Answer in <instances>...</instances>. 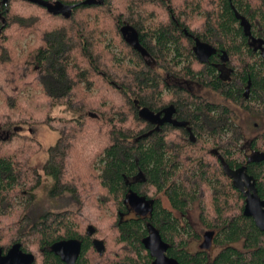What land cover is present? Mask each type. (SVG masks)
<instances>
[{"label": "trees", "instance_id": "1", "mask_svg": "<svg viewBox=\"0 0 264 264\" xmlns=\"http://www.w3.org/2000/svg\"><path fill=\"white\" fill-rule=\"evenodd\" d=\"M45 1L78 6L66 19L28 1L0 0L3 253L20 243L23 251L33 253L34 264H64L51 247L77 239L83 245L78 264H91L92 239L99 234L91 214L113 209L115 229L126 245L125 263L149 264L142 244L147 229L142 221L121 222V216L127 211L125 200L130 190L150 197L164 190L171 207L181 213L179 219L159 205L155 211L153 223L173 245L171 256L182 264L190 262L188 253L177 251L184 246V233L190 228L188 211L196 200L204 206L203 200L212 194V215L207 217L202 211L201 219L209 223V217L214 216L218 243L229 244L215 264H264V232L244 215V196L224 170L225 164L230 169L245 165L258 179V194L264 199V163L249 162L243 148L244 134L231 109L186 94L176 86H165L161 74L164 71L170 78L194 81L235 100L249 112H258L262 105L260 112L264 113V58L245 47L246 38L235 13L249 20L253 33L264 37V0H208L202 6L192 0L181 5H176V0H97L92 6L81 5L85 0ZM159 10L164 12L162 19L148 28L147 20L153 18L154 23ZM84 12H95L96 16L86 18ZM199 14L203 15V28L192 30L188 22ZM125 26L138 34L140 46L147 47L154 64H147L127 43L122 32ZM108 35L124 43L127 54H113L111 42L103 48L102 36ZM190 35L227 50L237 66L230 83L212 65L195 57ZM128 55L133 58L130 63L126 62ZM249 81L251 99L245 100L242 93ZM99 88L98 96L95 91ZM108 95L113 104L100 124L93 113L94 103ZM57 103L69 106L80 117L53 126L61 136L47 150L42 170L52 179L50 195L59 198L70 194L80 209L79 213L46 211L34 220L29 211L43 176L27 162L43 146L18 129L47 124L42 115ZM165 107L178 112L176 121L192 129V139L176 125L158 127L140 115L142 109L158 114ZM250 143L253 150L259 149L256 139ZM135 176L140 178L135 181ZM95 192H99L98 198ZM4 220L11 221L10 228L3 225ZM237 243H243L247 252L233 246ZM105 254H98L99 258Z\"/></svg>", "mask_w": 264, "mask_h": 264}, {"label": "flooded vegetation", "instance_id": "2", "mask_svg": "<svg viewBox=\"0 0 264 264\" xmlns=\"http://www.w3.org/2000/svg\"><path fill=\"white\" fill-rule=\"evenodd\" d=\"M235 13H236V16L239 19L240 25L243 29V35L246 38V41H245L246 46L245 47H247L249 50H251L254 55H256V56L259 55L258 57L264 58V37L260 36L256 33H253V26L249 23V20L246 17L242 16L237 11H235ZM124 37H125L127 43H129L131 46H133L134 48H136L138 50V53L142 56V58L145 60V62L147 64H154L155 63L150 58L147 47L145 45L143 48L140 46L138 34H135L131 31H126ZM190 37H191V35H190ZM191 39L194 42L193 53H194L195 57L200 61V59H199L200 57H198V55H199V52L203 50V48L198 49L197 43L200 42L204 45H209V44L203 43V42L199 41L197 38L191 37ZM209 46H211V45H209ZM211 48H213L215 52H214V54L211 55V57L208 59V61L205 62L204 64L212 65L216 69L219 76L225 82L230 83L232 81V79L234 78V75H235V72L237 69L236 64L233 63V60L229 56L227 50H221L219 48H214L213 46H211ZM201 57H203V56H201ZM201 63H203V62H201ZM257 66H259V64ZM161 72H162L161 74L164 77L165 86H176L177 89H180L182 92H185L186 94H190L193 96H198V97H202V98L206 99V97H203L202 95H200L198 93V91L199 90L200 91H202V90L207 91L210 89H208L202 85H199L198 83H196L194 81L177 79L176 77L170 78L167 73L165 74L164 71H161ZM251 86H252V84L249 81L248 86L244 88V91L242 93L243 99H245V100L251 99ZM210 91H212V90H210ZM212 92H214V91H212ZM222 98L225 100V102L227 104L213 103V102L209 101L208 99L207 100L213 104L226 106L227 108L231 109L232 111H234V110L230 107V105H233V106H236L239 108L240 104L237 103L235 100L225 98L223 96H222ZM261 108H262V105H261ZM260 109L258 110V112H256V113L252 112L251 114H254L257 117H264V113L260 112ZM155 115L160 116V119L158 120V122H156V123L154 122V124H157L158 127L160 126V127L164 128L165 125H176V126L180 127L183 131H185L187 134L190 133L189 138L192 139V137H193V134H191L192 129L189 128L185 122L176 121V117L178 118V112L173 110V108L165 107L161 112H159L158 114H155ZM257 125H259V124H256V126ZM261 135H264V133H262ZM260 137L261 136L259 135L258 138H256L257 142H258V139H260ZM184 139L186 140V138H184ZM243 148L246 151V155L249 158V162L252 161V162H256L257 164L264 163V148L262 149L259 147V149L253 150L251 143H245ZM224 170H225V173L227 174V176L233 182V184L234 185L236 184L238 190H240V192L244 196V200H245V204H246V193L251 188V186H253L251 184H254L255 189L257 190L258 183H259L258 179H256L255 177H253L252 175H250L248 173V168L245 165H243L239 168H236V169H230L229 166L225 164ZM230 172H231V175H230ZM138 178H140V176L139 177L135 176L134 177L135 181ZM135 181H132L131 184L133 185L135 183ZM144 182H146L145 177H144ZM129 184H130V182H129ZM131 184H130V186H132ZM257 192H258V190H257ZM131 193L137 194L139 197L145 199L148 203L151 204L150 211L146 215H141V214L137 213L130 206L129 202H127V197ZM127 197L125 200V205L127 206V211L122 214L121 222L142 221L143 226L145 227V229H147V235L142 239V244H143L144 249L146 251V252H144L143 256L149 257V258H147L148 263L149 264H155L156 258L153 257L151 254V251L145 247L144 240L146 238L150 237V235L152 233H154V231H158L160 236H161L162 241L168 245V249H167L165 255L170 259H175L179 264H182L177 258H175L169 254V251L171 250L173 245L163 239L160 230L153 223L157 205H159L160 209H162L164 211L168 210L169 212L173 213L177 218L181 219V213L179 211L173 209V207H171V205L167 199V196L165 195L164 190L161 192L159 191V194L156 197H150L149 194L142 196V195L138 194L137 192H135L134 190H130L129 193L127 194ZM164 198L167 200L168 206H166L164 204L165 203ZM262 200H264V199H262ZM196 204H198L197 200L194 203V207H196L195 206ZM194 207H191L189 209V211H188L189 214L194 209ZM244 209H245V205H244ZM189 224H190V228H187L186 233H184V236L186 238V240L183 243L184 246L180 247V249L177 250L179 252L184 251L185 253H188V255H189L190 262L183 263V264H215L220 253L229 245V244L221 245L218 243L219 229H218L217 225H215L214 223H203L206 226L205 231L203 233L198 234L197 232L194 231L190 221H189ZM179 229H180L179 232L183 233L184 229L180 226V223H179ZM207 238L211 239L210 243H209L210 247L209 248H203V245L206 242V240L208 241ZM238 244H240V243L233 244V246L236 247V245H238ZM81 245H82V242H81ZM92 245H93V249L99 255L103 256L105 254L106 248H105V244H104L103 240L93 238L92 239ZM194 245H195V248L191 249V247ZM82 247H83V245H82ZM218 248L219 249L221 248V249L218 253L215 254L214 252ZM244 249H245V247L242 243L241 251H244V253H246L247 250H244ZM81 253H82V249H81ZM81 253H80V256H79L76 264H78V261L81 257ZM244 255H246V254H244ZM131 256H133V255L131 254ZM127 258H128V256L125 259L121 260L120 258L117 257L115 259L114 263H112V264H124L127 261ZM198 261H200V262H198Z\"/></svg>", "mask_w": 264, "mask_h": 264}, {"label": "rangeland", "instance_id": "3", "mask_svg": "<svg viewBox=\"0 0 264 264\" xmlns=\"http://www.w3.org/2000/svg\"><path fill=\"white\" fill-rule=\"evenodd\" d=\"M196 1L195 3L202 4L206 3L208 0H192ZM185 2V0H176V5H181ZM117 6H119V3H117ZM158 15L153 23L152 19L150 18L147 20L146 25L148 28L153 27L155 23H157L160 19H162V15L164 14L163 10L157 11ZM84 17H95L96 13L91 12L83 13ZM195 16V15H194ZM202 16L200 14L196 16V18L191 19L190 22H188L190 28L192 30L200 31L203 28V20ZM105 20V19H103ZM108 33V32H107ZM110 34V33H109ZM106 38V40H105ZM111 42V43H110ZM111 44L112 49L111 52L115 54L116 56L122 57L121 52H126L124 49L125 44L122 43L117 38L114 39L112 35L108 36H102V46L103 48L106 47L105 44ZM114 43V44H112ZM25 44V43H23ZM121 49H124V51H121ZM131 60H133L131 55H128L126 58V62L130 63ZM37 94H40V91L36 92ZM95 93L98 95L101 94V88L96 89ZM200 95L203 97H206L209 101L213 103H219V104H227L225 100L220 96V94L216 92H212L210 90H202L198 91ZM98 95V96H99ZM101 98V97H100ZM100 98H98L96 101H98ZM106 100V101H104ZM48 104V103H47ZM50 104V103H49ZM106 104V105H105ZM113 104V101L109 98V95L107 97L103 96V99L101 98V102H95L94 106L96 110H93V113L96 114L98 119L100 120V124H102V117H104L106 114H108L106 111L111 105ZM229 106V105H228ZM230 107L235 112V119L236 123L240 128L242 129V132L245 137V143H250L251 140H255L260 135V139H258V145L260 148H264V137L261 135L264 133V117H257L254 114H251L252 112L246 111L242 106L236 107L233 105H230ZM46 108V106H44ZM80 117V115L72 110L69 106L65 104H55L51 106V108L47 109L42 115V119H47L48 123L44 124H35L33 126H23L18 129L19 133L27 136H31L34 139H36L42 146L43 149L34 155L27 164L29 166L36 168L43 177L41 186L35 191L36 193V200L34 202V205L32 209L29 211L30 216L34 220H37L39 215L43 214L46 211H54L56 213L62 212V211H71V212H78L79 213V204L73 199V197L70 194H65L59 198H53L50 195V189L52 187V179L48 178L44 175V172L42 170V166L44 162L48 158L47 150L55 145L57 141L60 138V133L53 128V126H60L61 124H68L69 122L74 121ZM98 121L97 119H95ZM256 124H259L256 126ZM90 176V175H89ZM91 178V177H90ZM92 179V178H91ZM97 198L99 197V192H95ZM211 195H207V197L203 200L204 206L198 201V204H196L192 207L194 209L190 212L189 218L191 225L195 232L198 234L203 233L205 231L206 226L203 224V221L201 219V213L204 211L207 214V217L212 215L210 208H211ZM165 205L168 206L167 200L164 198ZM92 204V202H90ZM202 207H205L206 210H202ZM235 211V210H233ZM34 213V214H32ZM89 215V214H87ZM93 217V223L95 226H98L99 228V234L96 238L102 239L107 243V252L103 258H99L98 253L96 251L89 252V257L91 260V264H105L114 263L115 259L118 257L121 260L125 259L128 255H126L125 246L120 241L119 233L115 229V212L112 209H107L106 212H98L96 211L94 214H91ZM209 223H215L214 216L209 217ZM4 226L11 227V221H3ZM84 225V224H83ZM192 240V239H191ZM237 248L241 250L242 243L236 245ZM195 245L191 247V249H194ZM221 249V248H220ZM218 248L214 253H218L220 251ZM33 254V253H32Z\"/></svg>", "mask_w": 264, "mask_h": 264}, {"label": "water", "instance_id": "4", "mask_svg": "<svg viewBox=\"0 0 264 264\" xmlns=\"http://www.w3.org/2000/svg\"><path fill=\"white\" fill-rule=\"evenodd\" d=\"M28 1L33 4L40 5L48 10L50 14L55 16L62 15L66 19H69L72 15V11L78 5H67L62 2H56L55 4H51L45 0H23ZM7 3L8 0H5ZM97 4V0H85L81 5L83 6H92ZM4 24L6 20L3 21ZM126 31H131L130 28L125 26L122 29L123 34ZM133 32V31H132ZM136 34V33H135ZM197 47L203 48L202 51L199 52L198 57H200V61L205 63L214 54V49L209 45H204L200 42L197 43ZM203 56V57H201ZM140 115L142 118L149 120L150 122H158L160 119L159 115H155L147 109H142L140 111ZM231 175V172H230ZM251 188L246 193V204L244 209V215L248 218H252L257 226V228L264 232V200L261 199L257 190L255 189V185L251 184ZM236 186V184H235ZM237 187V186H236ZM253 187V188H252ZM242 190V189H241ZM127 202H129L130 206L139 214L146 215L151 208V204L148 203L145 199L139 197L135 193H131L127 197ZM208 241L203 245V248H209L210 238H207ZM144 245L147 249L151 251L153 257L156 258L155 264H179L175 259L168 258L165 253L168 249V245L165 244L158 231H154L150 235V237L144 240ZM82 245L79 240L70 239L57 242L53 244L51 247V251L65 264H76L80 253H81ZM35 256L32 253H27L23 251L22 245L20 243L14 244L10 250L4 254L3 250L0 249V264H34Z\"/></svg>", "mask_w": 264, "mask_h": 264}]
</instances>
